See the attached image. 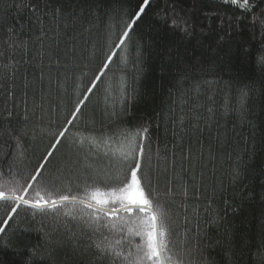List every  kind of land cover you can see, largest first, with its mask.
I'll return each instance as SVG.
<instances>
[{
  "label": "trees",
  "instance_id": "obj_1",
  "mask_svg": "<svg viewBox=\"0 0 264 264\" xmlns=\"http://www.w3.org/2000/svg\"><path fill=\"white\" fill-rule=\"evenodd\" d=\"M28 2L40 11L0 0V191L59 201L122 186L134 161L117 149L146 127L137 137L145 148L140 175L167 212L169 254L183 264H264V0H249V14L222 0H150L123 46L118 38L142 0ZM57 7L78 18L52 19ZM171 47L184 58L169 61ZM15 204L0 202V221ZM92 211L21 204L0 237V264H24L11 247L21 238L42 256L57 242L70 245L84 231L79 217ZM106 221L123 231L94 238L120 239L132 256L115 264H131L141 238L118 217ZM69 251L58 249L52 264H64ZM85 264L99 262L90 253Z\"/></svg>",
  "mask_w": 264,
  "mask_h": 264
},
{
  "label": "snow or ice",
  "instance_id": "obj_2",
  "mask_svg": "<svg viewBox=\"0 0 264 264\" xmlns=\"http://www.w3.org/2000/svg\"><path fill=\"white\" fill-rule=\"evenodd\" d=\"M222 2L243 9L246 14H249L252 9V4L249 0H222ZM149 5L150 0H142V3L138 6V10L133 13L125 30L118 38V44L120 46H123L125 42L130 39L132 30L138 27L143 17L147 15L146 9H148ZM16 6L20 9L23 7H30L34 15L40 11L38 4H31L28 0H21V3ZM44 15L46 16L47 13H44ZM66 15L71 16L72 19L78 18L72 13H66L63 7L52 9V19H57V17H59L63 20ZM36 18L39 22L40 17L37 16ZM2 22L3 19L0 18V23ZM261 24L264 25V21H261ZM172 27L175 29L181 27V25L173 19ZM182 30L186 37L192 35L191 25L188 24L187 21H184ZM114 55L115 53H112L109 56L108 63H111V57ZM224 55L230 57L233 55V52L228 50L225 51ZM167 58L171 61L180 60L184 57L178 48L171 47L167 50ZM260 62L264 64V57L261 58ZM107 66L108 65L105 64V67ZM97 79H99V77H97ZM92 87L95 88V85H92ZM76 111L79 112V108H77ZM209 111L211 112V109H209ZM179 123L181 126L184 125L182 119ZM64 131L66 132L67 129ZM147 132L148 129L144 127L135 134L125 137L127 145H122L120 149H117L124 161H128L129 159L134 161V165H129V174L126 175L124 181L121 182L122 186L111 187L108 190H103L101 187L97 186L86 191V199H80L76 196L61 195L59 201L56 199H46L40 192L36 193L38 199L30 201L23 196L16 197L13 195L10 197L5 192L0 191V201L10 199L16 201L15 206L10 208L6 220L0 221V225H3L0 226V237L6 234L7 223L14 219L21 203L40 211L47 208H57L65 202L72 204L79 203L83 205L85 209H92L93 211L90 214H85L88 217L87 219H85V216L79 217V219L84 221V231L79 236L73 234L75 239L70 245L57 242L42 256L40 249L35 245L28 244L26 238H21L19 241L12 243V250L23 255L24 264H38L42 259H46V264H52L57 257L58 249H63L64 247H69L70 249L64 257V264H85V260L89 257L90 253L99 264H103V261L108 258L112 259L113 264H115V260L118 258L127 260L132 256V253L129 252L125 254L123 248L119 247L122 244L120 239L113 242L103 235H101V238H94V234H102V230L113 232L123 231V227L116 223L107 221L101 223L104 218L110 217H118L120 225L122 226H127L129 224L133 225L128 230L141 238V243L136 246V255L135 258L132 259L131 264H183V261L178 257L173 258V256L169 254L170 242L167 237L170 229L167 224V212L164 207L153 198L152 193L145 190L140 175L145 148L138 142L137 137ZM60 135L63 136L64 132L60 133ZM144 138L147 139V136H144ZM59 143L60 141L57 140V144ZM133 144H135V147L132 146ZM48 155L51 156L52 153L49 152ZM40 167L43 168L44 165ZM39 175L40 172L37 171L36 174L32 176V180L35 181ZM240 175L241 173L237 169L233 173V179L239 180ZM31 187L32 184L29 183L27 188ZM26 191L27 189H25V192ZM227 206L232 208L234 213L239 211V208L232 202H229ZM133 211L142 215H137L132 220L125 219L124 216L121 215L122 213H132ZM33 215H35V213H33ZM65 215H71V213H65ZM72 218L77 219L76 216ZM21 231L27 232L28 229H22Z\"/></svg>",
  "mask_w": 264,
  "mask_h": 264
},
{
  "label": "water",
  "instance_id": "obj_3",
  "mask_svg": "<svg viewBox=\"0 0 264 264\" xmlns=\"http://www.w3.org/2000/svg\"><path fill=\"white\" fill-rule=\"evenodd\" d=\"M8 201H15L14 199H10V200H8ZM0 202H6V201H0ZM22 205H24V206H26L27 208L29 207V208H31L29 205H25V204H23V203H21ZM72 203H68V202H65L63 205H71ZM73 205H79V206H83V205H81V204H79V203H76V204H73ZM31 209H33V208H31ZM50 208H47V209H45V210H49ZM34 210H37V209H34ZM37 211H39V210H37ZM133 212H135V211H133Z\"/></svg>",
  "mask_w": 264,
  "mask_h": 264
}]
</instances>
